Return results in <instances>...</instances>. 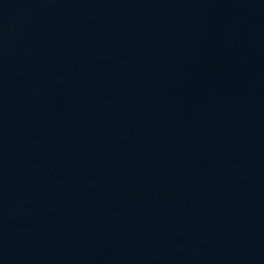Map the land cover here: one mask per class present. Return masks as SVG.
Here are the masks:
<instances>
[{"label": "water", "instance_id": "1", "mask_svg": "<svg viewBox=\"0 0 264 264\" xmlns=\"http://www.w3.org/2000/svg\"><path fill=\"white\" fill-rule=\"evenodd\" d=\"M0 264H264V0H0Z\"/></svg>", "mask_w": 264, "mask_h": 264}]
</instances>
